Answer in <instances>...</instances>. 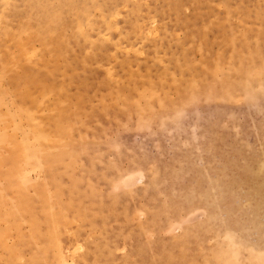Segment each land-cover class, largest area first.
<instances>
[{
  "label": "rangeland",
  "instance_id": "1",
  "mask_svg": "<svg viewBox=\"0 0 264 264\" xmlns=\"http://www.w3.org/2000/svg\"><path fill=\"white\" fill-rule=\"evenodd\" d=\"M0 264H264V0H0Z\"/></svg>",
  "mask_w": 264,
  "mask_h": 264
},
{
  "label": "bare ground",
  "instance_id": "2",
  "mask_svg": "<svg viewBox=\"0 0 264 264\" xmlns=\"http://www.w3.org/2000/svg\"><path fill=\"white\" fill-rule=\"evenodd\" d=\"M257 196H258V195H257ZM250 198H251V197H250ZM258 198H259V196L257 197V199H258ZM257 199H256V201H257ZM254 200H255V199H254ZM254 200H253V201H254ZM256 201H255V202H256ZM257 202H258V201H257ZM257 202H256V203H257ZM260 202H261V201H260ZM254 204H255V203H254ZM260 205H261V204H260ZM260 207H261V206H260ZM256 209H257V208H256ZM256 209H255V210H256Z\"/></svg>",
  "mask_w": 264,
  "mask_h": 264
}]
</instances>
